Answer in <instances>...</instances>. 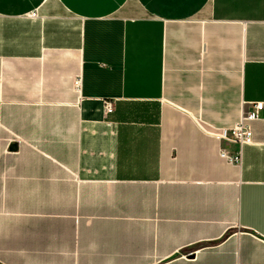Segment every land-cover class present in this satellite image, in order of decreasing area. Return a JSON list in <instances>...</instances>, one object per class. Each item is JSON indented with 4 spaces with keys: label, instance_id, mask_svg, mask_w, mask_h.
<instances>
[{
    "label": "crops",
    "instance_id": "obj_1",
    "mask_svg": "<svg viewBox=\"0 0 264 264\" xmlns=\"http://www.w3.org/2000/svg\"><path fill=\"white\" fill-rule=\"evenodd\" d=\"M0 264H264V0H0Z\"/></svg>",
    "mask_w": 264,
    "mask_h": 264
},
{
    "label": "built area",
    "instance_id": "obj_2",
    "mask_svg": "<svg viewBox=\"0 0 264 264\" xmlns=\"http://www.w3.org/2000/svg\"><path fill=\"white\" fill-rule=\"evenodd\" d=\"M32 16H35L32 13ZM74 90L78 92L79 79L74 80ZM263 108L262 103H254L248 112L242 113L239 120L231 127L213 128L208 132L212 137L222 143L219 156L230 165L239 166L242 160V147L252 143V123L259 119V113ZM105 113L110 114L113 110L110 102H105ZM237 144L235 151H230L226 144Z\"/></svg>",
    "mask_w": 264,
    "mask_h": 264
},
{
    "label": "water",
    "instance_id": "obj_3",
    "mask_svg": "<svg viewBox=\"0 0 264 264\" xmlns=\"http://www.w3.org/2000/svg\"><path fill=\"white\" fill-rule=\"evenodd\" d=\"M15 148H16V146L15 145H12L11 149L14 150Z\"/></svg>",
    "mask_w": 264,
    "mask_h": 264
}]
</instances>
